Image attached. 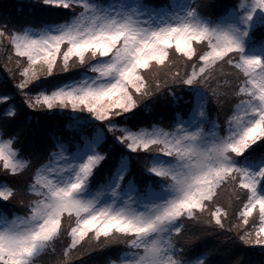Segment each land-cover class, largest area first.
<instances>
[{
	"label": "snow or ice",
	"instance_id": "snow-or-ice-1",
	"mask_svg": "<svg viewBox=\"0 0 264 264\" xmlns=\"http://www.w3.org/2000/svg\"><path fill=\"white\" fill-rule=\"evenodd\" d=\"M25 9L0 12V264H264V0Z\"/></svg>",
	"mask_w": 264,
	"mask_h": 264
},
{
	"label": "trees",
	"instance_id": "trees-1",
	"mask_svg": "<svg viewBox=\"0 0 264 264\" xmlns=\"http://www.w3.org/2000/svg\"><path fill=\"white\" fill-rule=\"evenodd\" d=\"M25 3V0H0V12L2 13H7V14H14L15 17H21L23 15H26L27 13V10L25 9V12L24 13H21L19 10H18V6L21 5V4H24ZM3 73V68H0V74ZM214 115V113H213ZM59 117L57 116H41L40 117V121L42 124H45V125H54L56 124L58 121H59ZM21 120L22 122L25 121V118L24 117H21ZM35 125V121H32V124L28 125L29 126H33ZM52 257H49V256H44L42 258V264H48V262L50 261Z\"/></svg>",
	"mask_w": 264,
	"mask_h": 264
},
{
	"label": "rangeland",
	"instance_id": "rangeland-1",
	"mask_svg": "<svg viewBox=\"0 0 264 264\" xmlns=\"http://www.w3.org/2000/svg\"><path fill=\"white\" fill-rule=\"evenodd\" d=\"M12 16H13L14 18H16V17L14 16V14H12ZM28 125H29V122H28L26 119H25V121H23L22 124H21V126L24 128L25 132L28 133V136H26L25 139H31V133L29 132V129H30L31 126L28 127ZM51 259H53V257H52ZM51 259H50V260H51Z\"/></svg>",
	"mask_w": 264,
	"mask_h": 264
}]
</instances>
